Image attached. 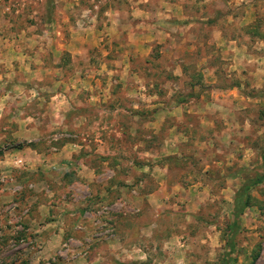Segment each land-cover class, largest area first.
Returning a JSON list of instances; mask_svg holds the SVG:
<instances>
[{
    "label": "rangeland",
    "instance_id": "1",
    "mask_svg": "<svg viewBox=\"0 0 264 264\" xmlns=\"http://www.w3.org/2000/svg\"><path fill=\"white\" fill-rule=\"evenodd\" d=\"M56 1L0 0V264H264V0Z\"/></svg>",
    "mask_w": 264,
    "mask_h": 264
},
{
    "label": "crops",
    "instance_id": "2",
    "mask_svg": "<svg viewBox=\"0 0 264 264\" xmlns=\"http://www.w3.org/2000/svg\"><path fill=\"white\" fill-rule=\"evenodd\" d=\"M138 1H141V0H138ZM55 4L57 5V7H56V9H55V12H54V14H55V17L57 18V19H61V20H63V21H65L64 23H67V20H70V19H74V18H79V17H83V14H84V10L87 8H79V7H77V5H78V0H57L56 2H55ZM112 11V10H111ZM111 11H104V15H107V17H109V19L108 20H110L111 21V23L113 24V20H114V17H112V16H114V15H116L117 16V14H115V13H112ZM114 12H117V10H115ZM143 12V11H142ZM118 13V12H117ZM112 14V15H111ZM109 15V16H108ZM115 16V17H116ZM165 16H167L168 17V15L167 14H165ZM182 16L184 17V18H186V13L185 12H183V14H182ZM90 18V17H89ZM88 21H95L94 19H92V18H90V19H87ZM56 24H57V27H60V22L59 21H57L56 22ZM52 27H54L53 25H51ZM68 29H69V31H71V33H76L77 34V31H74L75 29L73 28V26L71 25H68ZM76 29H78V28H76ZM115 29L116 30H118V32H116L115 31ZM55 30L56 31H58L59 30V28H55ZM114 30V31H113ZM103 31H106V34L105 35H112V33L114 34V33H118V35L120 34V35H122V31H121V29H119V28H115V27H111L110 26V28H108V29H104V30H98V29H92V30H90V28L87 30V33H85L84 35L86 36H89V34L91 33H96L97 35H101V34H103L104 32ZM150 31V30H149ZM149 31H147L148 33H149ZM152 31H153V28H152ZM151 31V32H152ZM59 32L60 33H62L61 32V30H59ZM59 32H58V34H59ZM134 32V31H133ZM135 33V32H134ZM151 41L152 40H141L140 42H131L130 44L131 45H137L138 47H143V46H146V47H150L151 45H150V43H151ZM75 45V44H74ZM78 45H79V47H80V45H83L82 44V42L81 43H78ZM66 47V46H65ZM78 46H76L75 45V48L76 49H78L79 48ZM76 53V52H75Z\"/></svg>",
    "mask_w": 264,
    "mask_h": 264
},
{
    "label": "trees",
    "instance_id": "3",
    "mask_svg": "<svg viewBox=\"0 0 264 264\" xmlns=\"http://www.w3.org/2000/svg\"><path fill=\"white\" fill-rule=\"evenodd\" d=\"M263 177H259L258 179L255 180H249L247 182V186L246 189H249L250 187H252L253 185H257L258 183H260L262 181ZM235 208L233 210V215H234V222H233V229H237V227H239V222H238V218L239 215L244 211V209L247 207V192L246 191H241L238 192V194L236 195L235 198ZM232 235H229V238H231ZM234 251V245L233 244H229L228 248H227V255L228 256H224V263L223 264H229L232 261V258L230 257L229 254L233 253Z\"/></svg>",
    "mask_w": 264,
    "mask_h": 264
},
{
    "label": "built area",
    "instance_id": "4",
    "mask_svg": "<svg viewBox=\"0 0 264 264\" xmlns=\"http://www.w3.org/2000/svg\"><path fill=\"white\" fill-rule=\"evenodd\" d=\"M113 0H91V6L86 8L83 17H94L100 10L101 5H110Z\"/></svg>",
    "mask_w": 264,
    "mask_h": 264
}]
</instances>
